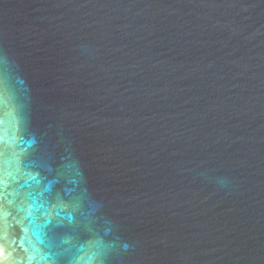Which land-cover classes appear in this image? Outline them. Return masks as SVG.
Listing matches in <instances>:
<instances>
[{
    "label": "water",
    "instance_id": "95a60500",
    "mask_svg": "<svg viewBox=\"0 0 264 264\" xmlns=\"http://www.w3.org/2000/svg\"><path fill=\"white\" fill-rule=\"evenodd\" d=\"M0 264H264V0H0Z\"/></svg>",
    "mask_w": 264,
    "mask_h": 264
}]
</instances>
